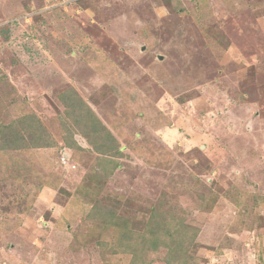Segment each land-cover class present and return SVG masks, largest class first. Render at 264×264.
<instances>
[{
  "label": "rangeland",
  "instance_id": "1",
  "mask_svg": "<svg viewBox=\"0 0 264 264\" xmlns=\"http://www.w3.org/2000/svg\"><path fill=\"white\" fill-rule=\"evenodd\" d=\"M30 114L53 146L0 132V264H167L178 236L174 264H264V0H0V131Z\"/></svg>",
  "mask_w": 264,
  "mask_h": 264
},
{
  "label": "trees",
  "instance_id": "2",
  "mask_svg": "<svg viewBox=\"0 0 264 264\" xmlns=\"http://www.w3.org/2000/svg\"><path fill=\"white\" fill-rule=\"evenodd\" d=\"M61 100L64 103V105L66 106V108H69L70 112H72L73 115H77L79 117V113L81 112V109L83 108V110L85 111V121L84 122H80L78 125L81 126L82 128V135H85L87 138V142L89 143V145L94 149L95 152H98L100 154H103V157L101 158L102 161H106L111 165V168H115L116 166H118V164L114 161H112L110 158H105V155L108 154V152L106 150H104L102 148V139L104 137V134H106L108 136V140L107 142H114L115 139L114 137L107 131V129H105V126L101 123V121L97 120V118L94 116H92V112L90 110V108L88 106H86L78 97V95H76L74 92L72 91H68L66 93H64L61 96ZM68 110V109H67ZM84 115V114H83ZM22 128H21V133L16 132L15 129H13V127L11 125L8 126H2L1 127V134H2V147H4V149H22V148H26V142L29 143V145L31 147H36V148H48V147H52L53 144L50 143L49 140V136H47V132L44 128V126L42 125L41 121L35 117V115H26V117L24 119H22ZM80 121V120H79ZM36 130L33 131V130ZM31 132V133H30ZM27 136V137H23V136ZM105 138V137H104ZM68 141V147L74 149V147H77L78 144L74 139L73 135L70 134L68 136V138H66ZM69 139V140H68ZM114 144H111V147L113 148ZM111 153V151H110ZM117 155H120V151L118 150ZM117 155L116 154H109V156L114 157L115 159H117ZM152 226H155V224H153ZM156 236V235H155ZM151 237L149 238L145 243V246L147 244V247L151 249L157 250V248L160 246L159 240L157 237ZM169 242H161L163 243V246L165 245V247L168 248V254L166 257V261L167 264H174L176 258H180L178 256L179 253H182V247L181 245L183 244V236H178V237H173L171 240H168ZM189 243V242H188ZM176 246H175V245ZM191 243H189L188 246H190ZM173 245V246H172ZM129 247V254H131L132 256V264H149L148 262H145L144 257L147 254V252L141 251L140 247ZM179 251V253L177 251ZM143 261V262H142Z\"/></svg>",
  "mask_w": 264,
  "mask_h": 264
}]
</instances>
